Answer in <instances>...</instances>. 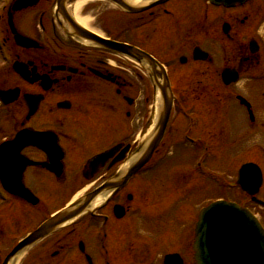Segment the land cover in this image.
<instances>
[{"label":"flooded vegetation","instance_id":"af4514ba","mask_svg":"<svg viewBox=\"0 0 264 264\" xmlns=\"http://www.w3.org/2000/svg\"><path fill=\"white\" fill-rule=\"evenodd\" d=\"M30 1L35 5L21 11H10L7 7L1 17L5 35L0 36V91L8 92V98L5 99L7 105L0 102V146L15 140L22 131H52L62 152H59L56 166H52L56 172L49 169L53 163L46 153L53 152L51 142L42 144L47 148L45 150L27 138L11 150L20 152L19 156L34 164L24 171L25 187L40 197L37 186L43 182L42 178L51 177L59 186L70 183L74 192L101 189L117 177L124 161L133 154L127 152L124 160L120 159L122 149L97 162L95 169L84 172L87 163L95 157L107 154L118 144L125 147L133 141L131 112L122 108L116 94L125 99L132 92L149 91L154 85L147 70L128 63L122 67L117 55L101 47L87 46L64 30L71 27L67 17H74L76 0H66L60 10H57L58 0ZM91 1L82 10L83 19L91 20L88 27L83 26L85 29L150 54L166 67L176 89L201 87L211 95V114L216 95L224 99L235 98L238 89L242 93L249 91V97L254 99L252 92L254 94L260 88L264 76L261 71L256 75L264 67V48L259 44L262 39L259 24L264 15H256L254 0L233 8L240 13L243 11L242 15L224 9L225 16L217 22L212 16L214 7L207 5L205 0H167L147 7L151 4L148 2L150 4L142 6L146 9L137 13L124 12L108 0ZM11 17L17 31L35 42L33 48L25 49L16 44L11 32ZM224 23L231 27L228 34H224ZM253 42L257 45H252ZM197 47L208 53L206 61L195 60L193 53ZM15 63H18L20 73L14 68ZM225 70L237 71L238 81L233 82L231 74L223 78ZM102 76H111L115 81ZM200 76H206V84H188ZM134 77L138 78L137 83L142 88L137 86ZM27 96L42 98L37 112L31 117L25 100ZM226 101L219 104L226 115L207 125L210 158L214 152H219L217 140L244 139L260 129L258 109L252 108L255 119L251 121L244 105L230 110L231 103ZM63 102L70 103L68 109L58 107ZM246 113L250 117L248 128ZM242 120V124L237 123ZM196 128L201 129V125ZM181 130L188 131L183 123L173 124L169 134L174 138L184 134ZM193 130L191 128L190 133ZM165 150L163 146L160 152H155L147 165L124 187L108 193L105 202L92 213L84 214L76 225L54 232L29 248L17 264H164L166 255L172 254H179L184 264H195L191 248L185 253L175 247L168 250L165 246L174 243L176 235L165 241L161 230L148 227L145 224L148 220L141 213L168 202L166 191L175 193L174 189L180 187L177 172L170 173L173 182L166 186L167 167L163 164L167 154L171 153ZM194 154L187 155L191 161L180 154L177 158L179 167L187 163L190 167L186 166V170H191ZM72 170L75 173L71 176ZM134 185L138 191H134ZM0 189L10 198L9 204L6 199H0V234L14 239L0 247V264H4L13 247L53 212L47 209L41 197L38 204L32 205L6 193L1 179ZM176 196L173 203L170 201L173 207L179 200ZM65 203L60 209L68 204ZM118 232L121 235H117ZM161 242L164 247L156 250V245Z\"/></svg>","mask_w":264,"mask_h":264},{"label":"rangeland","instance_id":"374dc122","mask_svg":"<svg viewBox=\"0 0 264 264\" xmlns=\"http://www.w3.org/2000/svg\"><path fill=\"white\" fill-rule=\"evenodd\" d=\"M3 0H0V4ZM254 5L256 6V15L262 16L264 15V0H257ZM260 5V8L258 6ZM240 15L243 14L240 13L241 11H238ZM236 15V14H235ZM253 15V14H252ZM212 16L215 22L218 21L219 18H222L225 16V13L223 11L218 10H212ZM233 16V15H232ZM258 16V17H259ZM242 19V17H241ZM259 31H261L262 39L260 44L264 48V18L260 19L259 24ZM107 29L111 31V28L107 26ZM108 31V30H107ZM104 35V34H103ZM264 61V57H263ZM261 69L256 73L258 75L260 73ZM263 72V71H262ZM202 77L200 78H194L192 81H190L189 85L196 84V81L198 82ZM204 79V78H203ZM194 81V82H193ZM190 87L184 86L182 89H187ZM263 92V93H262ZM249 94V91L247 92ZM180 95V96H179ZM185 95V94H184ZM183 94H178L176 96V101L178 102V107L175 113V117L173 118L174 126L183 123V126L185 128V125L190 128L193 127L196 124L190 123L186 116V110L184 108H188L189 103L188 101L192 100H198L201 102H209L208 97L206 96L205 92H202L201 94L192 93L190 96L185 97ZM247 95V94H246ZM136 96V95H135ZM154 99L156 100L155 95L153 94ZM253 96V92H252ZM134 98V97H133ZM255 102L260 109L261 114V130H255V132L252 131L251 135L247 138H240L239 140H226L224 139V145L221 148L220 152L214 153L209 160L208 167H211L213 170L212 172H217L215 175H207L205 178H200L194 176L193 172L201 171L200 168L197 166V163L199 160L194 161V169L191 170H185L184 168H179V162L177 160L178 156L180 154H184L187 156L190 152H203V156L207 154V152H204V149L206 150V145L200 140V137L205 139V133H201L202 131L194 132V137L199 140L197 143H190L186 140V138L179 139L178 141L173 140L171 142L168 140L167 142V149L166 152H170L171 154H168L169 156L164 161V166L166 168L165 172V182L166 186H169L172 182V176L170 173H174L178 170V185H181L179 188H175L174 192L166 191V200L168 202L161 203L160 206L155 207L151 211H141L143 213V218L145 220H148L145 224L148 227H152L155 229H160L161 233L167 241V239L172 238V236L176 235V238L174 243L166 245L165 247H168L167 249L170 250V247H175V249L182 250L184 253L190 251V242L192 240V232L194 230V222L196 221V216L198 215V211L201 207L206 206L212 202L217 201L219 198H224L226 200H231L236 203L244 204L249 209H251L253 212H255L259 218L262 219V225L264 226V207L252 203L250 200L247 199L246 196L241 194V191L237 188H230L229 191H223L220 187L218 188V184H222L227 179L231 180L230 182H236V172L240 168V166L243 163H246L248 161L256 162L258 163L264 172V91L261 90L259 94H256ZM204 105H195V110L198 113L189 114L190 116H193L194 118L197 117L200 119L201 117H204L205 119L202 120H209L210 113L208 112L207 104L206 108ZM194 108H192L194 110ZM146 110V106L143 107L141 110L142 117L144 116V112ZM222 110V109H221ZM218 111V109H216ZM184 112V114H183ZM209 113V114H207ZM202 114V116H201ZM197 115V116H196ZM209 116V117H208ZM140 115H137L135 124V131L134 135L136 136L140 130L143 127V118ZM186 117V118H184ZM208 117V118H206ZM184 131V129H183ZM206 129L203 131L205 132ZM246 136V135H245ZM251 137V138H250ZM143 139L140 137L139 142H141ZM221 152H229L224 154ZM196 153L194 154L192 158V163L195 158ZM207 157V156H206ZM187 160L191 161V158L189 156L186 157ZM208 159V158H207ZM177 160V161H176ZM176 161V162H174ZM169 166V167H168ZM187 163L183 165V167H186ZM192 166V164H191ZM189 167V165L187 166ZM190 172L192 177L188 178L186 177V173L190 175ZM71 176L74 175V171L72 170ZM203 173H205V169L203 170ZM210 180L211 183L208 181ZM43 182L37 186L36 190L39 192L40 197L44 200V202L47 205V209L49 211H55L59 208H61L66 201L70 197H73V195H79L82 194L83 190L75 191L74 186L70 185V183L59 186L58 183L51 177H44L42 178ZM208 180V181H206ZM134 191H138L137 185L133 186ZM175 194L177 195L176 198L179 196V200L176 202L174 207L170 203V201L173 203V199L175 197ZM264 201V187L261 191V197ZM261 199V200H262ZM176 211H174V209ZM177 212V217H176ZM196 217V218H195ZM2 233V232H1ZM150 234V232H148ZM117 235H121L120 232L116 233ZM2 241V242H1ZM11 239L4 237L2 234H0V247H2V244L10 243ZM14 241V239H13ZM164 243H158L156 245V250L159 248L164 247ZM109 246V245H108Z\"/></svg>","mask_w":264,"mask_h":264},{"label":"water","instance_id":"95a60500","mask_svg":"<svg viewBox=\"0 0 264 264\" xmlns=\"http://www.w3.org/2000/svg\"><path fill=\"white\" fill-rule=\"evenodd\" d=\"M114 1L125 9H128L127 4L122 0ZM210 1L216 5L224 4L225 6H231L236 3H244L246 0ZM108 47L126 55L138 53L139 60L147 58L145 55H142V53L135 50L133 51L130 47L125 45L112 43ZM200 57L202 58L201 55ZM204 58L205 55L203 56V59ZM164 78L165 86L161 88L164 108L160 119L161 126L158 135L146 154L130 170L127 177H131L148 161L153 150L163 138L173 106V96L170 92L169 82L165 73ZM5 160L9 165L8 175L15 182H20L22 169L18 167L17 159L13 157V152H8ZM93 164L94 162L92 165ZM262 184V173L256 165L247 164L242 167L239 174V185L244 192L253 197L254 201H257L255 195L259 193ZM9 190L11 189L9 188ZM13 192L21 194L29 201L34 200L33 197L18 184L16 190ZM95 196H97V193L88 196L85 205L76 208L79 204L77 203L70 209L46 222L34 234L21 243L10 257L21 248L33 244L40 238L53 232L57 227L78 217ZM195 251L197 264H264V231L247 210L241 209L236 204L223 201L217 202L201 213L196 229ZM170 263L182 264V261L178 259L177 256H168L166 258V264Z\"/></svg>","mask_w":264,"mask_h":264},{"label":"bare ground","instance_id":"6f19581e","mask_svg":"<svg viewBox=\"0 0 264 264\" xmlns=\"http://www.w3.org/2000/svg\"><path fill=\"white\" fill-rule=\"evenodd\" d=\"M129 2V4L131 5H140L141 7L142 6H145L146 5V2H149L150 0H127ZM77 3L75 4V8H74V17L75 19L82 25V26H85V27H88L90 24V21L88 19H83V16H82V10L87 7L90 3H92L93 1L91 0H77L76 1ZM63 16L65 17V13L63 12ZM64 24L66 25L67 27V21L64 22ZM65 31H69L70 30V27H67V28H64ZM99 202V200L97 199L94 203L97 204ZM12 264H16L15 262H13Z\"/></svg>","mask_w":264,"mask_h":264}]
</instances>
